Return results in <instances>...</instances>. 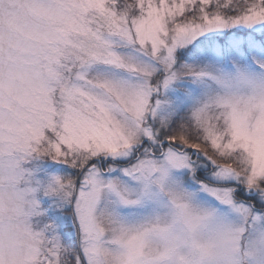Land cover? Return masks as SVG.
<instances>
[{
  "label": "snow or ice",
  "instance_id": "snow-or-ice-1",
  "mask_svg": "<svg viewBox=\"0 0 264 264\" xmlns=\"http://www.w3.org/2000/svg\"><path fill=\"white\" fill-rule=\"evenodd\" d=\"M0 264H264V0H0Z\"/></svg>",
  "mask_w": 264,
  "mask_h": 264
}]
</instances>
